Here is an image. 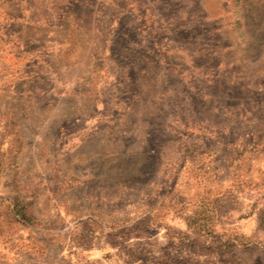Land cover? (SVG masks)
I'll use <instances>...</instances> for the list:
<instances>
[{"label": "rangeland", "instance_id": "rangeland-1", "mask_svg": "<svg viewBox=\"0 0 264 264\" xmlns=\"http://www.w3.org/2000/svg\"><path fill=\"white\" fill-rule=\"evenodd\" d=\"M0 264H264V0H0Z\"/></svg>", "mask_w": 264, "mask_h": 264}]
</instances>
